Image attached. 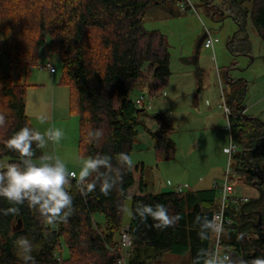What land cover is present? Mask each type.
Returning a JSON list of instances; mask_svg holds the SVG:
<instances>
[{"label":"trees","instance_id":"trees-1","mask_svg":"<svg viewBox=\"0 0 264 264\" xmlns=\"http://www.w3.org/2000/svg\"><path fill=\"white\" fill-rule=\"evenodd\" d=\"M199 1L213 10L214 20L216 16L220 20L228 17L236 24L237 31L227 45L231 54H250L249 20L264 41V0H224L222 5H214V0ZM182 2L170 0L179 7ZM167 3L168 0H0L4 56L19 74L15 84L11 75L0 69V113L6 116V125L0 127V162L8 159V164L20 163L19 154L9 150L5 142L24 126L36 130L26 112L28 87L20 80L38 66L41 51L48 49L62 60L60 83L69 88L71 111L79 118L80 156L110 157L111 169L101 167L99 173L117 180L108 196L100 192L99 183L104 177L98 179L99 173L88 177L97 187L87 196L80 194L73 180L69 191L75 210L67 223L45 225L26 203L18 206L19 215L5 216L0 211V264H24L14 245L20 236L32 241L37 264H119L124 206L136 184L138 169L129 172L116 156L120 152L131 156L140 129L144 128L143 119L149 117L145 96H140L144 98L142 108L136 104L140 97L132 98L137 85L146 79L145 74L151 81L140 93L147 92L150 99L169 84L171 54L167 39L158 31L145 29L146 11ZM243 97L238 90L226 103L231 114L230 141L242 149L233 156L234 175L244 176L245 184L256 189L258 197L245 196L249 201L239 209L228 208L227 215L233 218L234 226L225 229L224 241L238 253L236 264L243 258L249 262L264 258V122L246 118ZM153 119L159 131L149 134L157 159L174 160L177 147L172 139V123L161 114ZM96 130H101L102 135L95 136ZM36 143L33 142L35 154L31 158L34 164L43 157ZM220 199L219 190L213 187L149 194L142 177L132 197L133 213L137 203H162L170 214H179L181 219L174 227L160 230L152 227L151 218L145 223L138 216L132 217L128 264H157L169 255L188 257L190 264H207L215 237L203 225L205 218L211 219L220 208ZM13 206L0 197V209ZM97 215L103 217L102 224L95 220ZM198 233L207 239L202 240ZM62 246L68 250L67 259L63 258Z\"/></svg>","mask_w":264,"mask_h":264},{"label":"rangeland","instance_id":"rangeland-1","mask_svg":"<svg viewBox=\"0 0 264 264\" xmlns=\"http://www.w3.org/2000/svg\"><path fill=\"white\" fill-rule=\"evenodd\" d=\"M223 2L224 0H214L213 4L222 5ZM190 3L194 9L187 11L181 10L178 4H171L170 0L165 6H153L146 11L145 29L149 32H160L169 45L171 77L168 86L161 92L165 91L169 100L152 103L154 98L150 99L147 92L140 93L141 89L146 90L149 87L151 81L150 76L146 74V79L141 80L133 91L132 98L145 96V108L152 117L165 114L167 120L173 124L172 139L177 151L174 160L159 161L152 148L142 152H138L136 148L133 150L131 158L134 170L138 168L139 171L136 172V184L130 191L124 210L125 208L132 210V197L137 194L142 177L148 186V193L153 195L178 192L179 187L187 193L191 189L207 188L210 185L205 182L204 185H197L196 177L206 174L208 168L205 165H210L212 162L211 156L204 153L207 149L213 152L218 144H225L228 149L230 147L229 119L228 116L225 117V106L234 92L241 90L244 94L242 107H245V116L264 122V41L260 39L249 20L247 34L251 44L250 54L245 56L231 54L227 45L237 31L234 21L228 17L220 20L219 16L214 20L212 9H208L199 0H190ZM172 11L175 13L172 14ZM207 31L214 38L219 39L215 50L206 49L200 42L203 40L204 43V35ZM3 39L1 33L0 69L10 74L13 83L16 84L19 81V74L4 56L6 44ZM51 66L57 69L55 75L49 71ZM61 70L62 60L45 49L39 55L38 66L27 76L22 77L20 83L28 87L26 112L36 131L44 134L49 129H59L63 133L62 138L55 143L45 137L47 144L42 149L43 157L35 163L55 164L56 158L59 157L67 170L69 172L73 170L78 177L87 158L81 157L79 153V118L72 114L69 88L60 83ZM197 70L201 73L199 76ZM200 77L202 83L199 82ZM231 80L240 82L231 85L229 84ZM173 97H177L178 100ZM171 99H175L176 103L170 101ZM190 101L193 103H189ZM195 104H198L199 108L202 104L203 109L221 113V123L218 126L211 125L215 118L198 117L192 110L187 111L188 114L185 116L189 119V125L183 123V113L179 111L183 112L184 109L181 108L189 106L195 109ZM157 108L159 111H156ZM40 116L45 118L41 120L38 118ZM199 144L202 155V152L196 153L198 148H195ZM237 151L239 154L242 149L238 146ZM191 153L194 154L192 157H190ZM222 159L225 161L226 169L229 156L223 155ZM8 162V159L0 162V171L7 168ZM231 168L236 169L235 161L231 164ZM232 181L240 196H247L250 199L258 197V191L245 184L244 176L234 175ZM221 182L219 180V183ZM195 185L197 187H194ZM131 218L132 216L124 211L123 228L129 226ZM95 220L102 224L104 219L97 215ZM62 248L63 258L67 259L68 250L65 246ZM176 261H184L187 264L188 259H170V264H175ZM168 262L169 259H164L157 264H168Z\"/></svg>","mask_w":264,"mask_h":264},{"label":"clouds","instance_id":"clouds-1","mask_svg":"<svg viewBox=\"0 0 264 264\" xmlns=\"http://www.w3.org/2000/svg\"><path fill=\"white\" fill-rule=\"evenodd\" d=\"M43 120L45 117L40 116ZM6 125V116L0 113V127ZM99 137L102 135L101 130H96L93 133ZM53 143L58 142L63 133L59 129H49L44 134L36 131L29 126L22 127L15 132L6 142L5 146L19 154L20 163H9L5 171H0V197L4 198L9 204L15 205L7 209H0L3 215L9 214L19 215V205L25 203L30 209H34L43 220L45 225H54L58 223H67L68 218L74 212L73 196L69 189L72 181H76L78 190L82 196H87L93 192L97 183L89 181L88 177L93 173H99V169H111L110 157L97 155L95 158L88 157L84 160L79 175L76 172H69L65 164L56 158L55 164L44 163L37 165L31 162L34 156L33 142L36 147L43 149L47 141L45 137ZM118 163L126 165L129 172L134 171V163L131 156L125 152H120L116 156ZM23 165V166H21ZM99 177H104L99 183L100 192L108 196L114 189L117 180L105 176L104 173H99ZM119 183H123V175L119 176ZM129 216L135 218L138 216L142 222H147L149 218L154 221L152 227L163 230L169 227H174L181 219L179 214H170L169 208L162 203L155 205L137 203L135 212L125 208ZM199 219V216L197 217ZM205 228L210 232L223 233L224 226L221 217L213 215L211 219L205 218ZM200 235L201 239L207 237ZM243 234H241L242 238ZM125 242H129V238L125 236ZM17 249V255L24 264H37L35 257L32 255L34 245L30 239L25 236H20L14 241ZM218 255V254H217ZM207 264H236V261L228 254H225L222 259L217 260L215 256L209 260ZM239 264H264V258H255L253 260H240Z\"/></svg>","mask_w":264,"mask_h":264},{"label":"built area","instance_id":"built-area-1","mask_svg":"<svg viewBox=\"0 0 264 264\" xmlns=\"http://www.w3.org/2000/svg\"><path fill=\"white\" fill-rule=\"evenodd\" d=\"M183 2L180 4L181 10H187L188 8L194 9V7L191 5L190 0H182ZM219 43V39L214 38L209 31H207L204 35V47L209 50H214L216 44ZM49 71L52 75L56 74L57 70L54 67H50ZM143 97H140L137 101L136 104L138 108H142L144 105ZM225 112L226 116H228V119H230V111L229 109L225 106ZM228 130L230 132V125L228 126ZM237 152V147L230 141V147L227 150V154L229 156V161H228V166L226 170L225 177L221 183H214L213 188L218 189L220 192V208L215 212L214 215H217L218 217H221L223 226H224V231L223 233H215V243H214V249L211 254V259L215 256L217 260H220L223 258L225 254H228L232 257V248L231 246L224 241L225 239V229L227 227L234 226V220L231 217H228V208H233V209H239L243 203H247L249 199L245 196H240L236 192V186H234L232 177L234 176V170L231 168V164L233 163V156ZM183 189L181 187L178 188V192H182ZM122 255L121 258L119 259L118 263L119 264H128V259L130 257V248L132 246V239L129 235V226L126 228L122 229ZM125 236L129 238V242H125ZM218 254V255H217Z\"/></svg>","mask_w":264,"mask_h":264},{"label":"crops","instance_id":"crops-1","mask_svg":"<svg viewBox=\"0 0 264 264\" xmlns=\"http://www.w3.org/2000/svg\"><path fill=\"white\" fill-rule=\"evenodd\" d=\"M173 13H175V12L172 11V14ZM202 41L203 40H201L200 42H202ZM214 50H215V48H214ZM195 63H197V60L195 61ZM229 84L232 85V80ZM198 93H200V92H198ZM173 98L177 99V97H173ZM164 99H165L164 102H166V100H169L166 98V92L165 91L163 93H159L154 99H152V103L153 102L154 103H159V102L162 103V100H164ZM170 101L176 103L175 99L174 100L171 99ZM189 103H193V102L190 101ZM201 103H203V102H201ZM192 107L193 106H189L187 108H181V109H184L183 112L179 111V113H181V114L183 113L182 115H183L184 119L187 120V122H186V120H184V119L182 120L180 118L183 121V123H186L189 125V123H188L189 119L185 117L186 114H188L187 111H189V110L194 111V115H197L198 117H203L204 119L205 118H215L214 121L212 123H210L211 125L218 126L221 123V121H222L221 113L219 114V112H217V111H211V109L207 110V108L203 109L202 104L200 105V108H199L198 104H195V106H194L195 109H192ZM152 109L153 108H151L150 111H152ZM158 109L159 108H157L156 111H159ZM147 111H148V109H147ZM160 111H162V110H160ZM245 111H244V114H245ZM189 113L192 114L191 112H189ZM225 117H226V113H225ZM189 118H191V117L189 116ZM143 123H144V128L140 129L139 136H138L137 142H136L135 147H134V149L136 148L135 150H138V152L149 150L151 148L153 149V142L151 140L149 133L150 132L154 133V132L159 131V126L157 125L156 121L153 119L152 116L149 115V117L144 118ZM224 145L218 144L215 147V150L213 152L208 151V149L204 152V153H206L207 156H211L212 162H210V165H205V167L208 168V172L206 174L199 176V177H196L197 178L196 183H197V185H200V184H203V182H205V184L209 183L210 185L207 188H196V189H191V191H201V190L211 189L213 187L214 183H219V180L223 181L227 168L225 169V166H224L225 161H223L222 156L228 155L227 154L228 148H226ZM195 149H197L196 153L202 152L200 144L197 145ZM202 154H203V152L201 153V155ZM192 155H194V154L191 153L190 157H192ZM201 155L199 157H201ZM219 157L221 160H219ZM138 171H139V169H138ZM70 172H74V171L70 170ZM135 175L137 177V173ZM210 175H212V176H210ZM194 187H197V186L195 185ZM165 259H169L168 264H170V259L172 260V259H182V258H180V257L175 258V256L173 257V256L169 255ZM185 259H189V258L185 257ZM180 262H182V263H180ZM171 263H173V262L171 261ZM175 264H186V262L176 261ZM187 264H190V262L188 261Z\"/></svg>","mask_w":264,"mask_h":264},{"label":"water","instance_id":"water-1","mask_svg":"<svg viewBox=\"0 0 264 264\" xmlns=\"http://www.w3.org/2000/svg\"><path fill=\"white\" fill-rule=\"evenodd\" d=\"M143 111H144V109H139V112H143ZM246 118H248V117L246 116ZM259 222H260V219H259ZM238 257H239L238 253H236V252L232 253V258L233 259H235V258L237 259ZM242 260H244V258Z\"/></svg>","mask_w":264,"mask_h":264}]
</instances>
